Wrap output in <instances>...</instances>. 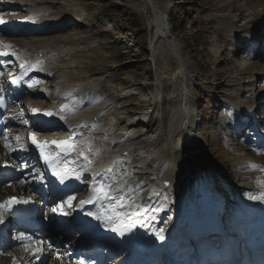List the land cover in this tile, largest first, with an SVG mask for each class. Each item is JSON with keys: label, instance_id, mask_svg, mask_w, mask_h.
Segmentation results:
<instances>
[{"label": "rangeland", "instance_id": "1", "mask_svg": "<svg viewBox=\"0 0 264 264\" xmlns=\"http://www.w3.org/2000/svg\"><path fill=\"white\" fill-rule=\"evenodd\" d=\"M59 5L62 10H58V5L54 7L39 3V6L30 12L41 10L43 13L47 12V16L54 12L56 15L54 23L61 24L65 28L56 37L65 38L80 29L86 30L84 35L74 36L73 41L66 47L69 52L76 55L77 59L76 67L67 71L72 79L78 78L87 90L101 87L105 93L107 92L106 95L113 94L114 100L121 105L122 116L126 113L128 115L134 113L133 115L138 116L139 120L145 119L144 109H148L149 104L156 101L153 97L155 94L159 95L162 92L163 98L166 99L161 105L162 112L159 109L152 118L153 126L139 127L138 124L131 131L133 133H130L131 139L134 140L136 137L135 141L139 138L137 135H140L142 137L139 141L149 140L152 145L163 146L157 155V161L155 160L156 163L162 164L153 169L155 177H158L156 172L167 171L169 174L174 172L171 168L173 160L167 157L165 151L167 150V154L170 155H177L179 152L175 142L176 137L179 136L178 131L181 128L187 129L190 125L188 122L192 120L190 112L198 123L199 132L203 135L201 141L204 154L195 160L197 167L205 170L202 177L215 185L219 191L228 192L230 185L232 187V184L236 183L237 186L247 185L241 183L242 179H239L243 173L238 170L239 162L235 160L239 157L236 153L240 152L243 145L247 153L245 158L264 166V159L261 158L264 151L254 148L252 140L255 138L248 136L249 129L241 130L237 141L230 136H224L221 130L222 122L233 120L231 108L235 104L245 109L250 107L255 109L251 106V101L257 96L264 98L261 96L264 94V58L259 56L261 54L264 57V2L258 0H62ZM152 6L162 11L163 15L173 7L171 14L180 17L176 20L175 39L172 38V41L189 82L185 77L184 79L178 77L177 67L180 64L173 57V53L166 51L169 47L166 40L161 37L157 39L158 45L155 48L158 53L151 56L150 47L153 41L152 39L150 41V37L153 32L149 24L152 22ZM136 20L140 23L139 30L135 25ZM178 21H181L180 24ZM145 38L149 41L146 50L136 41ZM256 39L261 47L259 55H255ZM240 46H243L242 49ZM256 72L259 74L257 73V79H254L253 74ZM237 81L241 83V86L237 87L242 91L240 96L233 87ZM150 85L156 88L150 89ZM43 90L52 92L48 87ZM132 92H137L138 95L126 97ZM185 97H188L186 102ZM233 100L235 104H232ZM185 108L189 113L182 111ZM261 108H264V105ZM261 108L253 114V121L258 119L261 127L264 128V110ZM138 109L140 113L133 112ZM126 119L127 121L124 122L128 125L130 117L126 116ZM181 123H183L182 127ZM227 129L235 131L232 126ZM18 137L19 134L16 138L19 139ZM229 142H233L234 151L229 150ZM247 148H249L248 152ZM2 154L5 153L2 151L0 155ZM206 154L212 161L210 165L208 161L204 162ZM162 158H169L165 166ZM260 159L262 161H259ZM181 163L175 162L174 170H181ZM185 163V165L192 163V160L186 159ZM193 170L195 171L194 165ZM217 175L220 176L219 179H216ZM6 187L9 185L0 187V195L5 193ZM251 195L255 194L251 193ZM241 196L247 195L241 193ZM51 233L59 234V232ZM48 240L45 242L48 244L45 247H50L53 255L46 264H57L55 256L63 260V247L56 246L61 244L57 242L55 244L54 237ZM36 248L37 246L31 242L18 243L8 252L4 254L0 252V264H9L13 254L19 256L21 264H43V256L39 258L31 256Z\"/></svg>", "mask_w": 264, "mask_h": 264}, {"label": "bare ground", "instance_id": "2", "mask_svg": "<svg viewBox=\"0 0 264 264\" xmlns=\"http://www.w3.org/2000/svg\"><path fill=\"white\" fill-rule=\"evenodd\" d=\"M4 3L6 4L5 6H0V17L2 18L0 23H2L3 25L0 26V28H4L3 30L0 29V48L1 49H9V54L7 56L4 57V60L0 61V63H10L12 64V61L14 58H16V55H12L13 52L15 51V53H20L23 55V57L20 59V61L17 63V65L15 66L16 68L21 64V63H25L26 64V68H25V72L27 75L28 71H30L33 75H30V78L34 79V81H39L41 78L42 79V86L44 88L48 89H52V92L49 93L47 91H44V88L41 89H37V90H31L28 92L29 97H32L33 100L39 102V103H45L47 100L48 101H53V100H57L58 102H64L65 99L69 102H71L72 104L69 105V109L74 108L75 105H79L82 106L81 108H87L86 110H80L79 113L82 112V114L84 115V119L81 120L80 122L77 123V127L82 125L83 123H87V121H94L96 118H101L102 117V113L106 110L101 109H95L93 113H91L92 108L94 104H98L100 102H103L102 99H98V95L94 92V89H96L95 87L89 88V90L85 89L82 84L81 81L77 79H72L67 71L70 69H72L75 66V62L77 61L76 59V55H74V53H72L71 51L69 52L66 47L67 45L73 41V37L74 36H80L82 35L86 30L84 29H80L79 31H77L76 33H71L68 35V37H56L57 34L62 33L64 26H61V24H57L54 23V21H56V19L54 17H56L54 12H51L49 14V16H47V12H42L41 10H36L33 13H31L30 11L34 10V8H37V6H39L40 4H44V5H49V6H54L57 7L58 5V10H62V7L59 5L60 1L62 0H56L55 2L53 0H3ZM260 2H264L263 0H258ZM67 5V3H66ZM231 5V4H230ZM68 6V5H67ZM233 7V6H232ZM229 8V7H228ZM224 10V8H223ZM28 11V13H27ZM49 12V11H48ZM26 13V14H25ZM46 13V14H45ZM264 14V13H263ZM51 18V19H49ZM29 21V22H26ZM20 22H25V23H20ZM14 24V25H13ZM14 26V28H13ZM25 26H29L32 29H23ZM42 28V29H40ZM39 30V31H37ZM227 30V29H226ZM91 32V31H90ZM227 32V31H226ZM159 33L163 34V31H159ZM237 33V32H236ZM51 34V35H50ZM84 35V34H83ZM28 37V38H27ZM30 37V38H29ZM256 49H255V55H259L260 51H261V47H259L258 44V39H256L254 41V44H256ZM72 44V43H71ZM240 46V49H242ZM239 48V47H238ZM13 50V51H12ZM239 52V50H238ZM262 59L264 58L261 54L259 55ZM258 56V57H259ZM14 57V58H13ZM256 57V56H255ZM36 62L37 64H33L30 62ZM255 63V62H254ZM184 66V65H183ZM256 68V65L254 66ZM255 68H253V70H255ZM75 70V69H74ZM71 71V70H70ZM257 73L253 74L254 79H257ZM184 74L185 79L189 82V78L187 77V74ZM259 74V73H258ZM47 81H49L47 83ZM47 86V87H46ZM241 86L240 82H236L234 84V89L237 91L236 93L238 94V96H240L241 94V90L238 89L237 87ZM36 87V86H35ZM71 90H78L77 94H71L70 91ZM105 93V92H104ZM107 93V92H106ZM80 94L84 95V98L82 100H75V97H79ZM262 97H264V94L261 95ZM109 98H111L112 100H114L113 98V94H111L110 96H108ZM73 98V99H72ZM116 98V97H115ZM90 99L92 100H97V102L89 104V105H85L87 102L90 101ZM238 99V98H236ZM234 101V100H233ZM252 105L255 109H245V107H241L238 104H235V101L232 102V104H235L233 108H231V115L234 116L232 121H227L225 120L224 122L221 123V127L223 130V135L228 137H232V139H235V141H237V137L239 135V133L241 132V130L246 128V125L248 123L251 124L250 122L253 121V114L255 113V111H258L262 105H264V98H260V96H257L253 101H251ZM107 103H104V105H106ZM103 105V107H104ZM24 105H22L23 108ZM264 109V108H261ZM121 110V108H120ZM253 110V112H252ZM122 111V110H121ZM183 111V110H182ZM116 113V111H114ZM184 112V111H183ZM20 116L24 117V113L22 112L20 114ZM193 118H195L193 116ZM22 120V119H20ZM18 121L15 118L11 121V124L13 126V124H15L14 126H17L16 122ZM101 121V120H99ZM103 126L101 125V128L108 130L110 125H114L115 123V128L117 127V123L115 121V117H110V119H103ZM125 119L121 118V122H122V127L123 130L128 129V131L130 133H133L131 131H133V129H135L134 127H136L134 124H132L131 126L125 124ZM96 123V122H95ZM187 124V123H186ZM183 123H181V127H182ZM19 126V130H21V126ZM153 126V125H151ZM229 126H232L233 129H235V131H229L227 128ZM138 127V126H137ZM98 127L96 124H93L91 127V130H96ZM118 130V129H116ZM192 129H190L191 132ZM135 131V130H134ZM181 131V129H180ZM136 132V131H135ZM182 133V132H181ZM258 139H261L260 136L258 135V133H255ZM190 137H197V133H195L193 131V133L191 132L189 134ZM94 139H96V145L93 146L92 149L98 150L99 153H111L112 157H115L117 154H122L125 151H130L131 148L136 147L138 144L140 145H147L150 144L148 141H143V139L140 140V142L138 143L137 141L128 138L126 141L121 142L119 145L111 148V146H102L100 144V142H98V140L103 139L104 135H94L93 136ZM142 136L139 135V138L137 140H139ZM5 138V137H4ZM25 139V137H24ZM253 142V140H252ZM243 145V144H242ZM17 146L19 149L21 147V145H17L15 144L14 147ZM229 146V150H233L232 146H233V142L232 143H228ZM244 146V145H243ZM242 146V149H240L239 153H236L239 157H235L239 163V169L243 175L241 178V180H239L241 183H247V185H239L238 186L236 184H232V187L230 185V189L231 191L234 190V186H236L235 188V192L236 194L239 193H244V197H249L248 199H253V201L255 203H258L259 208H262L264 206V203L262 202V200H259V198L261 199L264 196V166L262 167V165L256 164V163H252L250 162L249 159H246L245 156L247 155V153L244 151V147ZM11 147V145H9V143L5 142L4 139L2 140V142H0V150L2 149V151L4 153H6L7 155H11L12 156V161H14V164L17 166H21L19 165L21 163V161H19V154L20 151H13L11 149H13ZM240 147V145H239ZM246 147V146H245ZM247 152L249 151V148H247ZM242 150V151H241ZM234 151V150H233ZM152 152V150H151ZM243 152V153H241ZM100 155V154H99ZM96 157V155H94ZM4 157V154L1 155V159ZM101 157V156H100ZM102 157H105L104 155ZM6 161V160H5ZM209 162V165L211 164V159L208 156V154H206L204 162ZM259 161H262V159H260ZM155 165H160L158 163L155 162V160H153ZM193 165L195 166V171L193 170ZM264 165V163H263ZM181 168V166H180ZM200 169V170H199ZM21 170V169H20ZM162 171V170H161ZM251 171H256L255 173H251ZM84 172V171H82ZM205 173L204 169H201V167H197V165L193 164V163H188L187 165L182 166L181 170L178 169V172L176 174V176H172L169 173L164 174V172H162V174H164L168 179H172L173 181H176V178L180 177V176H185V177H190V178H197L199 179L200 177H202V174ZM217 173V172H216ZM221 173V172H220ZM156 174H158V177H155V180L157 181H163L162 179H159V172H156ZM200 174V175H199ZM199 175V177H198ZM34 177H37L36 175H33ZM32 176V177H33ZM224 176V175H223ZM149 177V176H148ZM147 177V178H148ZM219 175L216 176V179H219ZM177 185L180 183V179H178L177 181ZM126 182H123V184L121 185L122 187H125ZM252 187H250V186ZM3 186V185H2ZM37 186V184L34 182V180H25L21 181L19 180V182H16L14 184L11 185V187H7L5 188V198L6 195L7 196H12V195H17L19 193H21L22 190H25V192H29L32 194L33 200H37L41 197V192L39 190H37L38 188L35 187ZM182 189V190H181ZM180 189V192H176V195H180V193L182 194V196L186 193V191L188 190L187 187H183ZM170 192H175L174 190H169ZM251 193L255 194V195H250ZM190 194V192H189ZM35 195V196H34ZM253 196V197H251ZM2 198V197H0ZM247 198H240L239 201L240 203L243 205L245 204L247 200ZM249 201V200H248ZM49 203V202H46ZM135 203V200L132 201V204ZM241 209H245V207H241ZM185 211V209H184ZM50 212H53V216L55 218V216H60L62 213L59 211H55L53 208L49 209L48 214ZM44 220L48 223V226L46 228H43L40 233L44 234L47 232H59V234L53 235L51 234V236L54 237L55 242H57L59 245V247L62 246L63 242H65L66 244H68V246L71 248V251H75V250H81L79 247V242L78 239L73 236H71L70 234L72 232H77L75 231V229H67L66 227H62L60 228V224H62L60 221H57L55 219L50 220L48 217H43ZM163 219V217H162ZM230 221H232V219L230 218ZM237 224V223H235ZM54 226H58L57 229L55 230H51V228H53ZM171 226V225H170ZM169 226V227H170ZM233 229H235L236 227L233 226ZM232 229V230H233ZM235 231V230H233ZM219 235H212L209 237L208 239V244L209 241H211V244H214L215 242H217V239L219 238ZM216 239V240H215ZM37 239L35 237L34 242H36ZM55 243V244H57ZM12 244V243H11ZM10 244V245H11ZM9 245V246H10ZM48 245V244H47ZM39 246H41L39 249H36L39 251V253H36V257H40L45 255L46 256V260L44 261V264L47 263V259L50 258V256L48 255L49 253L51 254V248L45 252H42L41 248L42 245L39 244ZM13 255L10 258V262L12 261ZM57 264H59V262H57V260H55ZM13 262L16 264H21V260L19 259L18 255L14 254V258H13ZM62 263V262H61ZM1 264H6V263H1ZM64 264V263H62Z\"/></svg>", "mask_w": 264, "mask_h": 264}, {"label": "trees", "instance_id": "3", "mask_svg": "<svg viewBox=\"0 0 264 264\" xmlns=\"http://www.w3.org/2000/svg\"><path fill=\"white\" fill-rule=\"evenodd\" d=\"M170 17H172V19L174 20V23L176 24V20H177V18H180V17H174L173 15H170ZM179 22V24H180V22L181 21H178ZM174 24V27L176 28L177 27V25H175ZM135 25H137V29L139 30L140 29V23H139V21H137L136 20V24ZM141 31V30H140ZM137 41V44L138 45H140L141 46V48L142 49H144V50H146L148 47H147V41H146V38L145 39H137L136 40Z\"/></svg>", "mask_w": 264, "mask_h": 264}]
</instances>
